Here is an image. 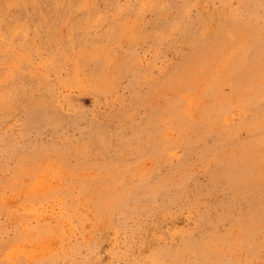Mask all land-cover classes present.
I'll return each mask as SVG.
<instances>
[{"label": "rangeland", "instance_id": "obj_1", "mask_svg": "<svg viewBox=\"0 0 264 264\" xmlns=\"http://www.w3.org/2000/svg\"><path fill=\"white\" fill-rule=\"evenodd\" d=\"M0 264H264V0H0Z\"/></svg>", "mask_w": 264, "mask_h": 264}]
</instances>
